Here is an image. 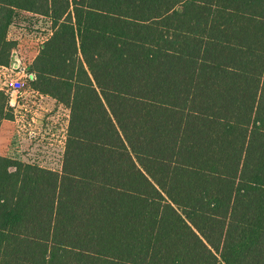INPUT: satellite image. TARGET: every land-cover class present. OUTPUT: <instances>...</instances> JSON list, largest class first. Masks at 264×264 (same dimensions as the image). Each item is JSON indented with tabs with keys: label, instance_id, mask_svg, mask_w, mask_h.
Here are the masks:
<instances>
[{
	"label": "trees",
	"instance_id": "16d2710c",
	"mask_svg": "<svg viewBox=\"0 0 264 264\" xmlns=\"http://www.w3.org/2000/svg\"><path fill=\"white\" fill-rule=\"evenodd\" d=\"M22 13L70 114L60 170L0 155V264H264V0H0V66Z\"/></svg>",
	"mask_w": 264,
	"mask_h": 264
},
{
	"label": "rangeland",
	"instance_id": "374dc122",
	"mask_svg": "<svg viewBox=\"0 0 264 264\" xmlns=\"http://www.w3.org/2000/svg\"><path fill=\"white\" fill-rule=\"evenodd\" d=\"M50 34L42 18L22 13L9 29L16 42L10 66H0V89L12 94L14 120L0 128V155L42 167L60 170L69 123V109L32 88L30 67ZM11 80L20 89L14 92Z\"/></svg>",
	"mask_w": 264,
	"mask_h": 264
},
{
	"label": "built area",
	"instance_id": "2783aa9c",
	"mask_svg": "<svg viewBox=\"0 0 264 264\" xmlns=\"http://www.w3.org/2000/svg\"><path fill=\"white\" fill-rule=\"evenodd\" d=\"M2 67H5V66H2ZM11 85H12V87H13V91L14 92H19V89H20V86H19V84H18V82H17V80H11ZM2 90H4V89H2ZM6 91V90H5ZM6 93L10 96V102H11V104L13 105V98H12V94H10V92L7 90L6 91ZM39 93V92H38ZM40 94V93H39Z\"/></svg>",
	"mask_w": 264,
	"mask_h": 264
},
{
	"label": "crops",
	"instance_id": "0c3cea01",
	"mask_svg": "<svg viewBox=\"0 0 264 264\" xmlns=\"http://www.w3.org/2000/svg\"><path fill=\"white\" fill-rule=\"evenodd\" d=\"M4 123H5V122H4ZM4 123H3V124H4Z\"/></svg>",
	"mask_w": 264,
	"mask_h": 264
}]
</instances>
